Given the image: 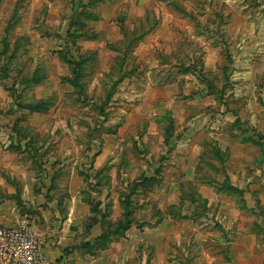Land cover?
<instances>
[{"label":"rangeland","instance_id":"rangeland-1","mask_svg":"<svg viewBox=\"0 0 264 264\" xmlns=\"http://www.w3.org/2000/svg\"><path fill=\"white\" fill-rule=\"evenodd\" d=\"M255 162L264 0H0V201L65 264H198Z\"/></svg>","mask_w":264,"mask_h":264},{"label":"crops","instance_id":"crops-1","mask_svg":"<svg viewBox=\"0 0 264 264\" xmlns=\"http://www.w3.org/2000/svg\"><path fill=\"white\" fill-rule=\"evenodd\" d=\"M256 165L260 167L259 169H264L263 162H255L253 168H256ZM237 173L239 174V172ZM236 178L240 177L237 176ZM250 181L248 178L245 183L248 184ZM236 182L240 183L241 181ZM247 186H244L246 188L242 197L237 199L238 204L234 203L231 208L220 205V211H218L214 219H218L221 229L216 233H211L209 230L206 231L207 234H212L214 239L212 240L213 237L210 240L207 239L205 247H199L196 244L195 248L197 250L200 248L201 252L205 253V255L202 254L203 256L197 258L198 264H264V173L255 177L253 183ZM9 203V200L5 199L0 203V224L5 223L3 225H8L7 222L12 224L9 227L2 225L0 229L12 228L18 221L19 216L13 205ZM40 216L44 221L48 220L45 218V214ZM29 217L24 216V218L29 219L34 234L42 242L43 264H65V256H63L62 249L59 247L61 238L52 237V239H49L53 232H51V235H47L48 239L47 237L45 238V232L40 234L36 229L38 222H36L35 226ZM215 246L222 247L221 257L219 258L221 260L219 261L218 259L219 262L215 254H213L215 252L211 251ZM102 259L103 257L95 259L85 258V260L77 259L75 264H87L88 262L93 264L103 261ZM0 264L6 263L0 260Z\"/></svg>","mask_w":264,"mask_h":264},{"label":"built area","instance_id":"built-area-1","mask_svg":"<svg viewBox=\"0 0 264 264\" xmlns=\"http://www.w3.org/2000/svg\"><path fill=\"white\" fill-rule=\"evenodd\" d=\"M0 260L6 264H43L42 242L28 218L19 219L12 228L0 229Z\"/></svg>","mask_w":264,"mask_h":264}]
</instances>
